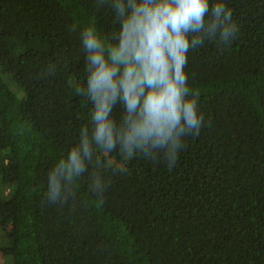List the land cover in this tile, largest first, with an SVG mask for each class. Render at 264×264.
Wrapping results in <instances>:
<instances>
[{
	"label": "trees",
	"instance_id": "obj_1",
	"mask_svg": "<svg viewBox=\"0 0 264 264\" xmlns=\"http://www.w3.org/2000/svg\"><path fill=\"white\" fill-rule=\"evenodd\" d=\"M215 3L236 32L188 50L198 132L129 156L121 98L106 152L84 91L82 32L117 43L112 0H0V63L24 93L0 80V235L14 264H264V0ZM72 150L82 168L58 172L52 197Z\"/></svg>",
	"mask_w": 264,
	"mask_h": 264
},
{
	"label": "clouds",
	"instance_id": "obj_2",
	"mask_svg": "<svg viewBox=\"0 0 264 264\" xmlns=\"http://www.w3.org/2000/svg\"><path fill=\"white\" fill-rule=\"evenodd\" d=\"M111 7L121 21L115 45L106 44L94 28L82 32L90 69L84 91L94 101L97 123L94 138L106 152L114 148L106 117L119 97L126 110L123 143L129 156L132 144L149 137L161 148L169 140L175 147L180 133L198 132L202 119L196 98H189L188 50L217 33L222 43L227 41L236 32L231 10L223 3L210 7V0H112ZM84 148L87 155V140ZM73 165L77 173L82 168L75 150L70 163L61 161L51 175L52 197L60 190L57 173L67 170L71 177Z\"/></svg>",
	"mask_w": 264,
	"mask_h": 264
},
{
	"label": "rangeland",
	"instance_id": "obj_3",
	"mask_svg": "<svg viewBox=\"0 0 264 264\" xmlns=\"http://www.w3.org/2000/svg\"><path fill=\"white\" fill-rule=\"evenodd\" d=\"M0 80L6 82L19 98L24 96L23 86L19 82H17L12 72L6 71L3 68L1 63H0ZM102 157L105 160L110 161L114 164L121 165V162L119 160H117L113 156L108 155L107 153H103ZM9 227L10 226H7V229H9ZM2 244H3V238L0 235V264H14L13 259L2 250Z\"/></svg>",
	"mask_w": 264,
	"mask_h": 264
}]
</instances>
